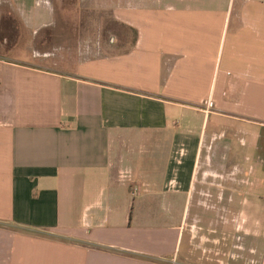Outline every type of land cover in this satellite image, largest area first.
Listing matches in <instances>:
<instances>
[{"label":"crops","instance_id":"crops-1","mask_svg":"<svg viewBox=\"0 0 264 264\" xmlns=\"http://www.w3.org/2000/svg\"><path fill=\"white\" fill-rule=\"evenodd\" d=\"M70 2L0 0V264H264V0Z\"/></svg>","mask_w":264,"mask_h":264},{"label":"rangeland","instance_id":"rangeland-1","mask_svg":"<svg viewBox=\"0 0 264 264\" xmlns=\"http://www.w3.org/2000/svg\"><path fill=\"white\" fill-rule=\"evenodd\" d=\"M72 1L74 0H71L70 4L73 3ZM70 16H74V14L70 15ZM94 16V14H85V16L83 14L80 15V19L83 20V19H91L92 17ZM74 18L70 17V20H73ZM89 32V34L91 33H94L96 32L95 30L93 29H79V28H69V29H55V30H52V31H48V30H43L41 29L40 31H38L37 33V40L38 42H41L43 39H44V36L46 33L50 32L52 35H53V38H52V41L53 43L51 45H48L46 48L48 51L50 50H53L55 48H59V47H63L64 45L61 44V40L63 39H67L69 41V44H66L67 45V48L72 49V47L74 46V43L76 41V37L77 36H81V33L82 32ZM106 29H103L102 32H101V37L104 38L106 37ZM93 37V36H91ZM61 39V40H60ZM41 40V41H39ZM43 44H44V41H42ZM22 50L20 53H22V55H25L27 56V53L25 52V50L21 47H19L17 50H16V53L19 54V50ZM36 49H38L39 51L42 50V51H45V45L41 47V44L38 43V45L36 46ZM24 51V53H23ZM59 55V53H58ZM67 61V60H66Z\"/></svg>","mask_w":264,"mask_h":264},{"label":"built area","instance_id":"built-area-1","mask_svg":"<svg viewBox=\"0 0 264 264\" xmlns=\"http://www.w3.org/2000/svg\"><path fill=\"white\" fill-rule=\"evenodd\" d=\"M138 191V187H132V193H135V192H137Z\"/></svg>","mask_w":264,"mask_h":264}]
</instances>
